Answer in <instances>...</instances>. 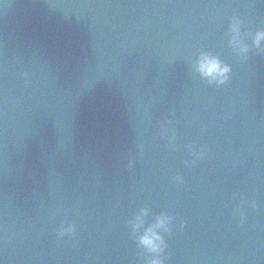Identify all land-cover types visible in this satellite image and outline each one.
Masks as SVG:
<instances>
[{
  "label": "water",
  "instance_id": "1",
  "mask_svg": "<svg viewBox=\"0 0 264 264\" xmlns=\"http://www.w3.org/2000/svg\"><path fill=\"white\" fill-rule=\"evenodd\" d=\"M260 30L264 0H0V264H146L144 208L165 264H264Z\"/></svg>",
  "mask_w": 264,
  "mask_h": 264
},
{
  "label": "clouds",
  "instance_id": "2",
  "mask_svg": "<svg viewBox=\"0 0 264 264\" xmlns=\"http://www.w3.org/2000/svg\"><path fill=\"white\" fill-rule=\"evenodd\" d=\"M241 20L239 17L233 16L229 25L230 43L237 48L241 54L248 51L247 45L242 43L240 35ZM254 44L257 49L264 51V30L258 31L254 36ZM196 71L204 77L208 83L216 85H226L230 80L231 66L224 63L218 56H214L209 52H201L197 58L195 65ZM205 149L201 148L198 152H193L195 159L203 158ZM182 181V177H177ZM149 209H141L136 216L129 221L133 233H139L137 236L138 246L145 250L146 264H165L167 257L165 256L168 247L164 233L171 234L172 222L174 216L168 215L166 212L161 213L155 219V223L144 228V217L148 214ZM243 215V213H241ZM75 231L74 225H69L60 231V235Z\"/></svg>",
  "mask_w": 264,
  "mask_h": 264
}]
</instances>
